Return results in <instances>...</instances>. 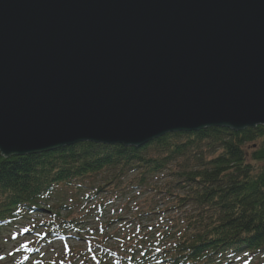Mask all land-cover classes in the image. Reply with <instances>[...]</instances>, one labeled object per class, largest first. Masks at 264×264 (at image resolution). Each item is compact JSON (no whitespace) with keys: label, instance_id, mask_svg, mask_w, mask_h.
<instances>
[{"label":"water","instance_id":"95a60500","mask_svg":"<svg viewBox=\"0 0 264 264\" xmlns=\"http://www.w3.org/2000/svg\"><path fill=\"white\" fill-rule=\"evenodd\" d=\"M264 127V0H0V155Z\"/></svg>","mask_w":264,"mask_h":264},{"label":"trees","instance_id":"16d2710c","mask_svg":"<svg viewBox=\"0 0 264 264\" xmlns=\"http://www.w3.org/2000/svg\"><path fill=\"white\" fill-rule=\"evenodd\" d=\"M170 178L175 187L165 194L191 213L172 239L169 263L212 264L228 253H264L263 126L168 134L139 149L82 143L42 155H0V224L19 210L65 207L70 213L89 192L101 202L130 203L135 190H152ZM107 192L116 197L106 198Z\"/></svg>","mask_w":264,"mask_h":264},{"label":"rangeland","instance_id":"374dc122","mask_svg":"<svg viewBox=\"0 0 264 264\" xmlns=\"http://www.w3.org/2000/svg\"><path fill=\"white\" fill-rule=\"evenodd\" d=\"M258 166L260 167V165ZM172 187H175V182L173 178H170L168 180L157 181L156 184H153V186L151 187L152 190H147V191L135 190L132 193V196L134 197L133 202L126 203L123 200H121V202H118L117 200L115 205L113 206L108 205V209L103 212L104 216H102L103 215L102 211L98 209V207L101 208V206H103L98 203V201L101 199L99 198L96 199V194L94 192H89L86 195H93L95 199L93 201L85 202L87 200L84 198L83 199L84 202L81 204V206L72 211L73 212L72 216L76 217V219L79 221H81V219L83 218V220L86 223L85 224L86 226L79 227L80 231H82L80 234L84 236L85 235L84 231H88L87 234L90 240L98 239L95 236L96 234L100 233L101 229L99 228L103 227L109 221L112 222L115 220H120L121 222L119 224L121 225L119 227H117L119 224L114 225L113 229H115L116 227L117 228L114 231L113 229L109 231V234L118 235V236L120 235L121 238H123L124 240L127 239L128 241H131L136 237L139 238L141 233L142 234L149 233L154 238L157 237L156 236L157 233H160V235H166V237L164 238L165 241L161 240L160 242L161 247H164L165 250L164 252H166L165 247H168L169 244L173 242L172 239L180 237V235H178V229H179L178 226L180 223H182V219L184 220L185 217L191 213V209L178 210L177 205L179 204L180 200H177L176 197H171L165 194V189H171ZM157 189H161L160 190L161 192L158 191ZM115 197L116 194H113L111 192H107L106 194V198H115ZM33 217H36V215ZM90 217H92V219ZM36 218H38L39 220L35 218H31L28 220H20L16 224V226L11 229L12 232H10V235H15L16 238L21 236V238L17 239L16 242H12V240H8V239L5 242H3L2 239H0V258H2L0 264H12V263L36 264L37 258L34 259L33 261L32 260L28 261L26 254L22 252V249L20 250V247L22 245L32 240L29 238L25 239L21 235V233L24 230H30L31 232H34L37 227L36 225H34V223L38 221H44V224L49 225L50 227L53 228H55V226L53 225L57 223L58 226L61 228L64 227L65 225L56 222V219L52 218V214L50 213L47 215L45 213H40L39 215H37ZM121 233L123 234L121 235ZM171 233H173L172 237L167 236ZM17 242L20 244L18 248H16ZM62 243L61 244L56 243L53 247L52 245L46 247V252L49 251V254L45 257V259L49 261L48 264L51 263L72 264L74 261H77V257L79 254V252H76L75 250H81V252L83 253L89 251L90 249L89 246H84L85 248L84 247L82 248L83 244L76 246V244L73 243L72 241L70 243H64V242ZM122 245H124L123 242ZM143 246H148V244L143 242ZM38 248L39 247L37 244V239H35L31 243L29 253L30 254L35 253L38 250ZM71 249L75 251L74 254L73 252H71ZM161 249L163 248H158L156 250V255L160 254ZM64 256H71V257L66 258ZM245 257L246 256H238V258H231L227 260L222 259L220 263L234 264L241 261V264L244 263L249 264V261L244 262ZM254 259H256V257ZM256 261L257 262H255L254 264L257 263L264 264L263 262L260 261V259L259 261L258 260ZM43 262L42 264H44Z\"/></svg>","mask_w":264,"mask_h":264},{"label":"bare ground","instance_id":"6f19581e","mask_svg":"<svg viewBox=\"0 0 264 264\" xmlns=\"http://www.w3.org/2000/svg\"><path fill=\"white\" fill-rule=\"evenodd\" d=\"M91 144H94V143H91ZM95 145H103V146H110V147L118 146V145H104V144H95Z\"/></svg>","mask_w":264,"mask_h":264}]
</instances>
